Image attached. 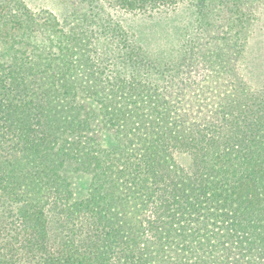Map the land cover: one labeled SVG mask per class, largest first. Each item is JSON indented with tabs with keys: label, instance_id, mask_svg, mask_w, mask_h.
I'll return each instance as SVG.
<instances>
[{
	"label": "trees",
	"instance_id": "1",
	"mask_svg": "<svg viewBox=\"0 0 264 264\" xmlns=\"http://www.w3.org/2000/svg\"><path fill=\"white\" fill-rule=\"evenodd\" d=\"M66 3L0 0V264H264V0Z\"/></svg>",
	"mask_w": 264,
	"mask_h": 264
},
{
	"label": "rangeland",
	"instance_id": "2",
	"mask_svg": "<svg viewBox=\"0 0 264 264\" xmlns=\"http://www.w3.org/2000/svg\"><path fill=\"white\" fill-rule=\"evenodd\" d=\"M26 2L33 8L50 9L60 19L66 14L68 7L66 0H26ZM111 15L124 29L136 34L144 47L159 55L169 53L178 47L184 30L189 29L194 19L193 10L187 3L169 12L144 15L117 10L111 12Z\"/></svg>",
	"mask_w": 264,
	"mask_h": 264
}]
</instances>
